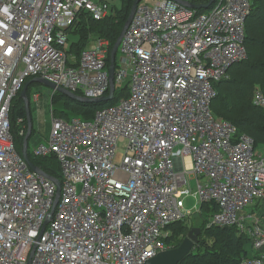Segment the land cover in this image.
I'll return each instance as SVG.
<instances>
[{
    "label": "built area",
    "instance_id": "1",
    "mask_svg": "<svg viewBox=\"0 0 264 264\" xmlns=\"http://www.w3.org/2000/svg\"><path fill=\"white\" fill-rule=\"evenodd\" d=\"M254 1L214 0L200 12L176 0H142L121 40L107 101L120 88L128 96L91 119L52 111L48 144L30 150L57 158L58 192L18 150L12 102L35 77L83 97L107 96L108 41H92L77 58L68 52V29L81 11L100 20L113 7L0 0V264H145L174 248L171 225L211 201L219 210L208 226H236L261 251L239 264H264V212L243 211L256 198L264 202V157L251 138L235 141L236 127L212 110L214 83L248 57ZM254 101L264 107V93Z\"/></svg>",
    "mask_w": 264,
    "mask_h": 264
},
{
    "label": "trees",
    "instance_id": "2",
    "mask_svg": "<svg viewBox=\"0 0 264 264\" xmlns=\"http://www.w3.org/2000/svg\"><path fill=\"white\" fill-rule=\"evenodd\" d=\"M120 1L119 10L115 11L113 7L112 13L100 20L94 19L87 11L80 12L74 27L68 29L70 34L76 36V40L70 42L69 54L80 58L82 52L92 41L105 39L109 43L107 65H110L112 47L122 32L135 2V0ZM191 1L200 3L209 0ZM206 10L199 9L200 12ZM245 45L248 50L247 59L230 68L229 78L214 83L217 97L212 103V110L217 117L235 124L238 134L249 136L256 146H262L264 145V109L255 106L252 98L256 86L264 92V0H255L253 3L251 14L246 21ZM37 84V82L29 84L27 88L29 99L31 88ZM21 91L13 99L10 113L12 132L19 151L23 149L24 138L28 130L27 114ZM116 93L111 101H78L55 91L51 97V107L55 116L65 120L72 116L91 119L98 109L116 104L121 97L128 96L126 88H120ZM78 94L81 95L80 92ZM19 119L22 121L19 122ZM22 129L24 133L20 134ZM34 133L35 130L32 128L28 146ZM28 154L31 161L49 175L61 177L60 164L54 155L36 157L30 150ZM202 209L198 224L195 218L197 216H193L170 226L171 232L167 241L174 247L182 243L191 228L201 229L198 241L180 261V264H239L243 259L253 255L250 237L240 233L236 226H208V217L219 210L217 203H203Z\"/></svg>",
    "mask_w": 264,
    "mask_h": 264
},
{
    "label": "water",
    "instance_id": "3",
    "mask_svg": "<svg viewBox=\"0 0 264 264\" xmlns=\"http://www.w3.org/2000/svg\"><path fill=\"white\" fill-rule=\"evenodd\" d=\"M142 0H135L133 7L131 9L130 15L124 25V28L122 30V32L120 33L117 41L115 42V44L112 47L111 53H110V65H109V78H110V92L107 96L104 97H100V98H89V97H83L77 93H74L62 86H59L53 82H50L42 77H35L33 79H31L30 81H28V83L25 84V86L23 87L22 91H21V96L24 100V105H25V109H26V114H27V121L29 123L28 126V131L26 133V136L24 138V146H23V157L25 158L26 162L28 163V165L35 171L45 175L46 177H49L51 179H53L57 185H58V192L60 190V182L59 180H57L56 178L48 175L47 173H45L39 166L35 165L28 154V139L30 137V135L32 134V128H33V121L31 118V110H30V101H29V97L27 94V88L29 86V84L31 82H37V83H42L45 84L46 86L50 87L51 89H55L56 91H58L61 94H64L72 99L78 100V101H107L110 100L115 92V71H116V59H117V54H118V50H119V46L121 43V40L127 30V28L129 27V25L132 22V19L134 17L135 11L137 9L138 4L141 2ZM182 4H185L189 7L192 8H196V9H208L214 0H209L208 2H194L191 0H176ZM201 232V229L198 227H193L189 230L187 236L184 238V240L182 241V243L177 246L174 247L172 249L166 250V251H162L160 253H158L155 257L149 259L145 264H180V261L192 250V247L194 246V244L198 241V236L199 233Z\"/></svg>",
    "mask_w": 264,
    "mask_h": 264
},
{
    "label": "rangeland",
    "instance_id": "4",
    "mask_svg": "<svg viewBox=\"0 0 264 264\" xmlns=\"http://www.w3.org/2000/svg\"><path fill=\"white\" fill-rule=\"evenodd\" d=\"M107 1L111 4L112 7H114L115 11L120 9L121 7L120 0H107ZM150 1H155V0H150ZM73 40H76V36L70 34L69 42ZM119 55H120V51H119ZM255 88H260V87L256 86ZM51 92L52 89L42 83H38L37 85L31 88V95L29 100H30L31 118L34 124L33 128L35 130V133L32 135L29 141V150H33L34 147L40 144H48V137L50 135L51 125H52ZM36 95H38L37 99H36ZM254 95L255 92L253 94V98ZM256 150L264 156V145L257 146ZM192 185L194 187V182H192ZM188 201H189V206H192L194 200L192 198H189ZM254 201H255L254 205L247 206L243 211L251 212L252 209H254L255 211H260L264 207L263 205H259L260 204L259 198H256ZM195 218L197 219L196 223L198 224L199 215Z\"/></svg>",
    "mask_w": 264,
    "mask_h": 264
},
{
    "label": "bare ground",
    "instance_id": "5",
    "mask_svg": "<svg viewBox=\"0 0 264 264\" xmlns=\"http://www.w3.org/2000/svg\"><path fill=\"white\" fill-rule=\"evenodd\" d=\"M259 10V9H258ZM257 91H260V92H263L260 88H256L255 89V91L254 92H257ZM264 93V92H263ZM252 101H253V104L255 105V106H257V107H259V108H262V109H264V107L262 106V105H260V104H258V103H256L255 101H254V98H252ZM230 122V121H229ZM232 123V122H231ZM233 124V123H232ZM235 127H236V129H237V131H236V135H235V138H234V140L235 141H237V140H239L242 136H246V135H244V134H238V128H237V126L235 125V124H233ZM247 137H249V136H247ZM249 138H251V137H249ZM252 139V138H251ZM253 140V139H252ZM253 145H254V153H255V155L256 156H262V157H264L260 152H258L256 149H257V146L255 145V142H254V140H253ZM259 200H260V204L259 205H263L264 206V202L259 198ZM211 202H214V201H211ZM203 203H210V202H201L200 203V205H201V210H202V212H203V209H202V205H203ZM262 209H264V207L262 208ZM261 209V210H262ZM253 211H254V209H252ZM246 235V234H245ZM251 240V239H250ZM252 242V241H251ZM252 249H253V255L252 256H250V257H248V258H255V257H258V256H260V253H261V251H259V250H256L255 248H254V246L252 245ZM245 259H247V258H245ZM244 260V259H243ZM242 260V261H243Z\"/></svg>",
    "mask_w": 264,
    "mask_h": 264
},
{
    "label": "crops",
    "instance_id": "6",
    "mask_svg": "<svg viewBox=\"0 0 264 264\" xmlns=\"http://www.w3.org/2000/svg\"><path fill=\"white\" fill-rule=\"evenodd\" d=\"M261 211H263L264 212V209H262ZM252 256V255H251Z\"/></svg>",
    "mask_w": 264,
    "mask_h": 264
}]
</instances>
